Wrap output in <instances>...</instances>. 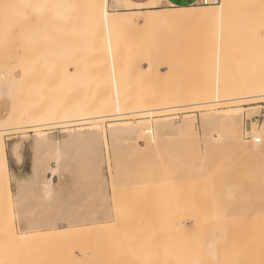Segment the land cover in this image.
<instances>
[{
	"label": "rangeland",
	"instance_id": "1",
	"mask_svg": "<svg viewBox=\"0 0 264 264\" xmlns=\"http://www.w3.org/2000/svg\"><path fill=\"white\" fill-rule=\"evenodd\" d=\"M114 1L116 3H123L126 0ZM207 1L210 2L211 0ZM18 2V0H12V2L8 0V7L12 6V9L10 8L12 11L9 12V17H11V19L15 18V20L17 21H15L14 19H10L9 21L7 19L8 17L6 16V22L8 20L9 23L7 22L6 26V23L4 21L3 27L6 26L5 29L11 28L12 26L16 27L15 24L20 21L17 27L21 25L19 26L21 33L19 32V30H17L19 29V27H16L17 29H13L15 30V33L17 31L20 36L24 37H21V39L19 37L17 39V36L19 35H15V33L11 32L10 34H12V38L16 37L14 38L17 39L15 40L16 42L14 41V39H11L10 34H7V36L10 37V40H12L11 42L13 43H11L9 40L10 45H7L9 43L6 42V44L4 43V45L6 46H4L2 42H0V117L2 114H7L8 111L13 112L14 110L15 112V108H17L16 106L18 105V107H20V105L23 106L20 107L21 109L23 108L22 110L20 108L16 109L18 110L17 112L19 116L16 114L17 112H13L14 114L12 113V115H10L11 112L8 113L12 117L16 114L18 116V119L20 116L22 117V115H25L27 116L25 118H28L30 110V114L32 113V116L36 113L35 116L38 115V118L40 116H42V118L40 117L41 119H43L44 117L51 118L53 115L51 113V108H55L56 106L61 104H66V107H77L80 104L82 106H90L91 103L94 104V102H90V100H92V98L94 97L88 100V97H91L89 94H92L90 92L93 91V88L95 92L98 90L97 92L105 91L107 94L111 93V91L113 90V88L111 87L112 76L116 73L117 76L118 74H120L121 76L122 73V75L130 76L128 77L129 89L127 90V92H131L132 86V92L130 95L133 96L135 93V88L133 89V87H136L139 84V81H143L139 80L138 78V74L140 73L137 70L134 71L133 65H135V61L133 62V60H135V58L138 59V61H136L137 68L138 66L143 68L148 67L149 63L151 62L154 68L158 67V70L167 69V63H169L170 61V65L173 67L188 66L187 68H189L190 65V69L200 70L201 65L203 67H206L209 62L210 64L212 63L211 61H222L226 63L229 60L231 63L239 60H252L254 61L255 65L249 66V70L242 71L243 78L249 79L253 82H260V80L264 79V63L261 64V62L264 61V26L248 27L242 24V21L254 17L255 13H245L242 15L229 14L220 22L215 21L210 23H194L187 26L184 25V27H187L188 29L182 36V38L177 40L160 37L158 39V37H156L158 40L157 42V40L154 41V39H156L155 37H150V40L148 38V40L143 42L145 39H143V36L142 38H139L141 36H139L138 34L137 37L136 34L132 33L133 35H131V32H125L123 33V37L125 39L114 45L115 56L113 59V57L109 55L106 48H104H109V46L106 45L100 44V46L99 44L96 45V43H89V46L85 43H69L67 42V40L66 42L62 40L64 42L63 43L61 41H57L56 38L49 39L51 37L48 38L49 34L47 35V28L43 29V25L41 26V24L43 22L47 23V21L49 20V23L47 24H49L51 27L55 25V27L60 26L56 24L55 19L51 20V17L47 18V16H51L49 13L50 10L45 7L49 11V14L46 15V18L48 19H46V22L44 18L42 20L39 19L40 22L36 21V23H34L35 21L33 19L25 20V17L24 20L21 21V18L17 17V15L20 16V13L23 11H18L20 8L18 6L19 4H17ZM199 2L198 4L191 6L193 7V10H197V8L203 7L212 8L217 4H220L221 0H217L216 4L207 5L199 4ZM154 4H134L135 9L131 10L125 9L126 7H130L125 4L119 5L118 7L112 6V4H110V0H107V10L110 12L118 13H125L129 11L144 12L146 10H156L142 9V7L153 6ZM13 6L17 8L15 9ZM4 11L5 10H3V12ZM3 12L1 13V16L4 15ZM7 12L8 11H5V13L9 15V13ZM12 12L14 13L12 14ZM23 13L30 14L27 10H25V12ZM45 13L44 11H42L40 14L45 15ZM27 18L30 19L29 16ZM3 19L4 17L2 18V20ZM13 20L15 23L14 25ZM32 21L34 22L33 24H31V27L28 26ZM51 21H53V23ZM25 24H27L28 26L27 29ZM34 24L38 25L34 26ZM49 25L46 26L44 24V27H48ZM37 26L41 27L44 31H39L37 29L39 27ZM50 26L48 29L51 28ZM1 27L0 30L2 29ZM29 27H33L34 29H29ZM58 27L57 32H59ZM63 27L64 26L62 25V28ZM12 30H7V33ZM26 30L30 31V33L26 32ZM34 31L35 33L41 32L40 34L42 35L43 33H45L47 37H43L47 40H45L41 36V41L39 38L40 34H34ZM24 32H26V34H24ZM188 32H191V34H188ZM0 33L3 32L0 31ZM4 35L2 37L6 38V35ZM32 35H36L34 38L35 40L38 38L37 40H39V43L37 42V40L33 41ZM129 35L131 36L128 37ZM154 36H156V34ZM131 37L134 38L131 39ZM4 38H2V40H4ZM135 38L139 39L136 41ZM6 39L8 40V38ZM54 39L57 43L54 42ZM129 39L131 40L128 41ZM162 39L164 40V42ZM50 40H53V42H51ZM142 43L145 46H143V50H141ZM129 44L133 48L130 47ZM153 44L154 46H152ZM155 44L157 47L155 46ZM124 46H126L125 54ZM129 48L131 49L129 50ZM150 48L155 53H151L152 58L148 55L150 54ZM97 49L100 50V52ZM132 49H135L134 51L136 52H132ZM128 51L130 53H128ZM137 51H140L139 53L141 55ZM105 53L108 55H105ZM133 53L135 56L133 55ZM136 54H139V57H137ZM129 55H132L133 57H130ZM125 57L127 58L124 59ZM164 57L166 60L164 59ZM147 58L148 60L145 61ZM191 58L195 60V64L199 62L198 66L200 67H197L196 64V68L195 64L192 61H189L191 60ZM171 59H173V61ZM124 60L128 61L126 64L130 62L128 66L125 64ZM230 63L228 62V65ZM124 64L125 66H123ZM91 65L93 66V68ZM96 66L97 69L104 67L103 70L105 71H102V69H96L97 71L101 70L100 74V71L97 72L95 70ZM129 67H132L133 69V71L131 69L130 74L128 73L129 71H127V69L130 70ZM135 75H137L136 83L133 82V80H135ZM101 80H103L104 82ZM132 83L136 86L132 85ZM103 85H105V87ZM90 89L91 91L89 92L88 90ZM26 91L29 92H27L26 94L27 97L25 95ZM57 91H59L60 93ZM10 92L13 94H11ZM58 93L60 96L58 95ZM61 93L63 94L61 95ZM83 93L89 96L84 97L85 95ZM18 95H20L18 97L19 100H17ZM77 95L79 96L77 97ZM68 96L70 98L72 97V99H70ZM73 97L76 98V100L73 99ZM79 97H81V99ZM133 98L134 97L130 99ZM137 98L141 100L143 99V97H136V100ZM87 100L90 104L87 102ZM12 105L15 106V108ZM24 106H27V109H25ZM221 106H212V111L221 112V110L224 111L225 109H230L236 112L237 118L235 123L239 128L240 138L242 140L241 143H232L226 136L224 128L222 126H219L211 121H203L201 115L207 113L209 109L206 108L205 110L204 107H198L194 109L184 108L183 110H181V108L170 112L168 111L169 113H166L167 111H165L164 113L163 111L159 113L155 112L154 115L152 114L150 116L151 119L146 115H142L143 117H140L139 115H132L133 117L130 116V118L127 119H117L114 121L110 118L108 120L104 118V121L102 120V122H104L103 124L100 121H74L54 125L46 124L45 126H41L37 129L33 128L32 130L23 129L24 131L21 130L17 134H3L2 147L0 148V249H3V244L9 246H16L19 243L23 244V236L29 235L31 242L29 243V247H27L28 249L30 248L31 250H35L34 248H31L35 247L39 250L50 249L53 251L60 250L62 252L75 249L78 250L76 256L77 258H79V260L80 258H83L82 256H80V253H83L82 251H84V254H87V257L85 258H88L92 255L90 257V260L89 258L87 259L88 262L93 261L92 257H94V259L96 260V264H98V259L100 262V258L98 257L102 253H105L104 251L101 253V250L109 249L111 245L112 249H114V246H116L114 244L115 241L116 243L118 241L116 248H119V244H121L124 240L128 242L127 238L129 237V240L135 243V246L136 244H138L137 242L140 243V245H137L138 247L142 246V249L141 247H137L138 249H136L138 255L135 258H138L139 260H135V258L132 257L135 261L138 260L137 263L160 264L161 262L159 260H161L163 256V261L161 260L162 263L164 262V264H179L178 261L176 263V260L174 262L175 258H173V256L176 257L177 260L181 258V263L184 262V259L185 262L189 261L191 257L194 260L197 255L198 258H200V256L202 258V255H204V253L200 255L203 251L201 249L203 247V249H205L202 241L210 238L209 244H211V242L216 243L217 240L214 239L218 235H215L216 232H218L216 230H220V227L222 226L220 231H223L222 233L224 235L220 237L219 234L217 236L219 239H217L220 241H224L222 245H225L226 242H229V244L227 245L228 247H226L225 245L221 246V248L219 249L220 258L216 255V259H220L221 263H219L220 260L215 259L217 262L219 261L218 264H229L230 262L233 263L232 261L235 260L233 259V255L235 254V256L237 257L239 254L238 252H240L239 257H237V260H235L233 264H242V261L244 262L243 258H245L244 255L249 254V252V255L252 256L256 251V254L258 253L257 255L259 256L260 248L258 247V244L259 246L261 245V241L259 242V240H261L260 238L263 235V231L260 229V216L264 214V211L262 212L264 205L257 206V204H264V121L262 123H258L257 121H254L252 117H254L255 115H259V111H262L261 114L263 115L264 98L254 99L251 101L242 100L236 102L230 107H226V105H224L225 107ZM6 108L7 110L4 111ZM19 113L22 115H20ZM108 113L110 114V112ZM108 113L105 114L109 115ZM13 119H11L12 121L8 120L7 124L5 123V127L8 128L13 124H17V122L18 124L21 123V126L26 125V123H22L24 122L22 118L20 119L21 121L23 120L22 122L16 119V123ZM149 119L151 122L149 121ZM145 120L149 121H147V126H149V124L151 125L149 126L151 127L152 131L150 137H155V143L152 145L148 144L149 134H146L148 136L147 138L145 137V135V138H141L140 136H138V133L131 130V127L128 125V123H131L133 124L132 126H135L138 124V122ZM158 120L161 122L158 123ZM113 124H117L118 126L114 128L112 127ZM249 124L251 128V134L255 131V133H261L262 140L260 144H253L250 140L245 139L246 128H248ZM39 134L41 136H39ZM56 149H58L61 154V157L58 161L54 157ZM4 158L7 168L2 167ZM49 168L56 169V174L51 176V174L48 172ZM49 178L51 179V184L47 185L46 181ZM231 191L234 193V195H232L233 193H231ZM229 198H232L231 200H233L234 202H232ZM245 201L247 203H245ZM226 202L229 205L231 203L234 209L231 205V207L227 206ZM238 203L240 204V206ZM242 203L246 206H244ZM235 204L237 207L234 206ZM254 205L255 207H253ZM241 206L244 208V212L241 209ZM258 207L259 218H257V215L256 218H254L253 216L257 214L256 212ZM237 208L242 210H240V213L242 214L238 212L236 213L235 209ZM249 208H253L254 210L251 209L252 212L250 211L246 213L245 211L249 210ZM149 209L151 212L149 211ZM138 210L144 212H142V214L140 212L139 214L136 212ZM255 210L256 212H254ZM232 211H234L236 215H243L245 213L246 216L237 215L235 216V218V214L232 215ZM132 212H136L137 215L139 214L138 217H146L147 220L145 219V221L147 222L145 223L144 219H142L141 217L139 218V220L142 219L141 222H139L135 217L131 219L134 215L132 214ZM160 215H162L166 220L167 218H172V220H163L164 218H161L162 216ZM211 216H214L215 218L213 219V217ZM210 217L212 221H216L215 219L217 217V219H220L219 221H222L223 224L225 223L224 226L221 222H215V224L210 219L207 222L208 218ZM223 217H228L227 219L233 218V220H236L227 221V219H225L226 222H223ZM243 217L247 220L245 223L243 222V220H245ZM155 219L157 220V222ZM239 219L241 220V223L239 222ZM254 219L255 223H253ZM263 219L264 217L262 218V220ZM133 220L138 221L141 225L147 224V226H145L146 228L144 227V225L142 227L139 223L138 226H140V228H138L136 221V225H133L134 229L132 225L131 228L130 225L127 228L126 224L128 225V222H132ZM159 220H162L161 222L163 223V225H160L161 222H159ZM164 222H169V224L173 228L176 226L175 230H173V228L170 226L173 233L171 232L170 228H167L169 224H167L168 226L165 227L167 229L162 230V227L158 228L159 226L164 227ZM250 222H252L254 225L256 224V230L254 232L257 231L258 233L256 232V235L259 236H256L254 233L255 239L252 233H248V231H253V229L251 228L254 226L253 225L251 227L250 225L252 224ZM242 223H244L245 225L247 223V226L251 227H249L250 230L246 231L248 227L246 226L247 228H243V225L241 226ZM218 224L220 225V227L218 226L219 228L217 227V229L214 230V227H216ZM124 225L125 227L123 228ZM180 225L182 227L190 229H194L193 226L198 228L197 231L196 229L195 231L192 229L193 232L189 231V233H183L188 234L191 239L192 237H196V239H193V241L200 238L194 243L195 247L192 246L193 244H191L190 241L192 240L190 238L186 237L185 239H180V235L182 232L180 231ZM212 225L214 227H212ZM225 225L227 226L225 227ZM135 226H137V228ZM228 227L233 228L232 232H229L231 234V236L229 235L230 238L227 237L229 230ZM238 227L243 228L244 232L246 231L245 233L249 237H247L243 231H240L241 228L238 231H234ZM154 228H156V230ZM203 228L206 230V232L204 230L202 231ZM138 229L141 231H139ZM146 229H148V231ZM208 229H211L212 231L214 230V232L216 231L214 234L215 236H212L213 240L215 241L211 240L212 232L208 231ZM137 230L138 232H140L139 235L141 233H147L146 238L148 237V241L149 239H151V242L152 238L154 240L156 239L155 237H158V240L161 242L160 244H163L162 249L161 247H158L159 245H156L158 243L157 239V242H153V249H157L159 252V254H156L158 256H153V259H156L158 257L154 262H152L153 260L149 262L145 260V262L147 263L143 261L144 259H147L146 255H148L147 257L150 258V256H152V253H154V250L148 249L150 242L147 244L148 246L146 249L147 240L143 234H141V237L144 238H141L138 235L136 236ZM127 231L129 234H127ZM203 232L206 235L207 233L211 232L210 237H208V234V238L206 239V236L204 237V235L202 236L200 234H204ZM241 232L243 234V238L240 237ZM123 233L125 236L128 235V237L126 238L124 235H122ZM195 234L198 236H196ZM175 235L177 237L173 238L175 237ZM232 235H235L238 238L236 239V237L234 238L232 237ZM117 236L118 238L121 236V240H118V238L115 239ZM123 236L125 237V239H123ZM170 237H172V239ZM256 237L259 238V240L257 241V247L256 245L252 246V243L256 244V242H254L257 239ZM140 238L143 240H140ZM228 238L229 241H226L225 239ZM137 239L138 241L136 242L135 240ZM173 239H176L175 242L177 241V244H174L175 247L172 244L173 242L171 241ZM186 239H190V241H188L187 243L183 242ZM239 239L242 240V242L243 240L248 242H246L247 244L242 247L240 242V244L237 243V240ZM200 240L202 243L200 242ZM179 241H182L184 244H181ZM208 241L209 239L207 240V243ZM220 241L216 243L218 244L217 249L221 243ZM126 242L124 241V243H122L120 247H124V244ZM132 242L130 243L132 247L128 243L125 244H128L130 246H125V248L128 247V250H125V248L123 247V249H117L118 251L122 249L123 255L120 251L119 252L121 254H118L116 248V251L114 250L115 252H117L120 259L123 258V260H126V264H128V262L132 260L130 259V254L134 250V248H136L135 246L133 248ZM189 242L190 246L188 245ZM205 243L206 242L204 241V244ZM92 244H97V246L99 245V247L96 246V249H98V251L99 249H101L99 251L100 255L97 252V256L96 251H92V249L95 248V245L92 246ZM152 244L150 245L152 246ZM186 244L188 245V250L192 254L190 256L188 255L182 257V254L178 253L179 251L176 250V247L179 250L178 247L184 245L182 246V249L184 247V250H187ZM200 244H202V248ZM216 244L214 245L216 246ZM249 244L252 247H249ZM246 245L250 250L254 247V250L252 249L251 251H249L245 248L244 250L247 251V253L245 251L241 252ZM197 247L201 248L200 253ZM212 247H214L213 243ZM224 247L226 249H224ZM90 248L92 249L90 250ZM164 248L166 249L168 255H170L169 257L173 258L172 263H170L171 261H169L171 259L167 258L168 255L166 257V251L164 250ZM227 248L229 249L227 250ZM238 248L240 249L239 251H237ZM16 249L20 248H11V250ZM112 249L105 251H110L112 253ZM139 249L141 250V252ZM173 249H175V251L170 252ZM197 249L198 252L196 253ZM207 249L203 252L207 251ZM217 249H214V251L217 252ZM256 249H258L259 252ZM89 250L92 253L94 252L96 256H94V254H91ZM142 251L146 252V254L144 252L142 254ZM114 253H112L111 255L114 257H118L116 256V254L114 255ZM171 253H174L173 256H171ZM212 253L213 251H211V249L209 248L207 251L208 256ZM229 253L230 255L231 253H234L232 254L233 258L232 256L229 257ZM241 253L246 254L243 255ZM124 254L127 255L124 256ZM257 255H255V257H257ZM102 256L103 255H101V262L99 264H102V261H104L105 259L104 256L107 255L104 254L103 258ZM108 256L107 257L110 261V258H112V256L110 257V254H108ZM126 256L128 258L130 257L129 261H127ZM177 256L179 259L177 258ZM205 256L206 255H204V257ZM204 257L202 260L203 262L198 258L197 259L199 262H193L196 264H202L204 263V260L208 258L207 256L205 258ZM196 258L195 260H197ZM226 258V261L223 260ZM250 258V260L249 257L248 259H245L246 264H258V262H260V259H258V262H255L256 259L253 258V263V261H251L252 257ZM118 259L116 262L119 264ZM134 260L129 263L131 264L133 262V264H136L134 263ZM212 260H210L209 258L207 261L209 262ZM215 260L213 263L217 264ZM222 260L224 262H222ZM105 261L103 262L105 264L113 263L112 260V262L107 261L108 263ZM83 262H86L84 264H87L86 259ZM206 262L204 264H206ZM92 264H94V262ZM122 264H125V261L124 263L122 262Z\"/></svg>",
	"mask_w": 264,
	"mask_h": 264
},
{
	"label": "bare ground",
	"instance_id": "2",
	"mask_svg": "<svg viewBox=\"0 0 264 264\" xmlns=\"http://www.w3.org/2000/svg\"><path fill=\"white\" fill-rule=\"evenodd\" d=\"M11 2H12V0H10ZM19 2L17 3V4H19L18 6L20 7H18L19 8V10L18 11H20V10H22L23 12H25V10H27V11H29V13L30 14H25V13H23V12H21L20 13V16H18L17 14V17H19V18H21V21H23L24 20V17H25V20L27 19V20H34V21H32V22H30V24L28 25V26H30L31 27V24H33V22L34 23H36V21H39V19L40 20H42V19H44L45 18V22L48 20L47 18L48 17H51L50 19L51 20H53V19H55V22H56V24H58V25H60L59 27H58V31L59 32H57V27H55L56 25H55V23H54V25L55 26H53V24H52V26L53 27H51L49 24H47V23H49V20L47 21V23H42L41 24V26L43 25V29H46L47 28V30L48 31H50V32H48L47 30V35L49 34V36H48V38L49 37H51V38H49V39H52V38H56L57 39V41H61V42H63L62 40H64V42H66V40H67V42H69V43H71V42H74V43H82V44H86V45H89V43L91 44V43H96V45L97 44H102V45H106V46H109V48H107V47H104V48H106V50L108 51V53H109V55L111 56V57H113V59H114V56H115V48H114V45L116 44V43H118V42H121V41H123L125 38L123 37V33H125V32H131V35H133V34H136V36H137V34L139 35V36H141V37H139V38H142V36H143V39H144V41L143 42H145L146 40H148V38H149V40H150V37H152V38H156V37H158V39H159V37L160 38H167V39H175V40H177V39H180V38H182V36L185 34V32L187 31V27H184V25L185 26H187V25H189V24H194V23H210V22H215V21H217V22H220L222 19H224L227 15H229V14H237V15H242V14H245V13H252V14H254L255 13V15H254V17H251V18H248V19H246V20H244V21H242V24L243 25H245V26H248V27H254V26H256V27H263L264 26V0H221V3L220 4H217L216 6H214V7H212V8H197V10H193V7H191V8H171V9H159V10H146V11H144V12H137V11H129V12H125V13H118V12H110V11H108L107 9V0H48V2H47V0H18ZM7 2H8V0H0V27H1V25H2V29L0 30V31H2L3 33H0V40H2V38H4V37H2L4 34L6 35H4L6 38H8V40L6 39V38H4V40H2V41H0V42H2V44L4 45V43L6 44V42L7 43H9V40H10V37H11V39L13 40L14 38H16V37H14V38H12V34H10L11 32H13V33H15V28L17 27V25L20 23V21L17 23V24H15L14 23V20H15V18H12V19H14L13 20V25L15 24L16 25V27L15 26H12L11 28H8V29H5V27L7 26V22H8V20L10 21V19H11V17H9L10 16V11H12L11 9H12V6L11 7H8V5H7ZM44 3H47V4H44ZM6 5H7V7H6ZM13 5V4H12ZM48 5V6H47ZM10 6V5H9ZM16 6V5H15ZM6 7V8H5ZM14 7V6H13ZM45 7H47L49 10H50V12L45 8ZM5 8V9H4ZM10 10H9V9ZM15 8V7H14ZM17 8V7H16ZM15 8V9H16ZM7 9V10H6ZM3 10H5V11H8L7 13H9V15L8 14H6L5 13V11L3 12ZM47 10V11H46ZM42 11H44V13H45V15L44 14H40ZM3 12V16H1V13ZM50 13V15L51 16H47V18H46V15H48L49 13ZM14 12H12V14H13ZM22 13H23V15H22ZM140 13V14H139ZM19 14V13H18ZM26 16H25V15ZM21 15H22V17H21ZM32 15V16H31ZM44 15V16H43ZM6 16L8 17L7 19V22H6ZM12 16V15H11ZM30 17V19H28L27 17ZM4 17V19L2 20V18ZM23 18V19H22ZM11 19V20H12ZM18 19V18H17ZM36 19H38V20H36ZM47 19V20H46ZM3 21V22H2ZM4 21H5V23H6V26H4L3 27V25H4ZM15 21H17V20H15ZM44 21V20H43ZM12 22V21H11ZM25 22V21H24ZM28 22V21H27ZM40 22V21H39ZM52 23H53V21H51ZM51 22H50V24H51ZM2 23V24H1ZM9 23V22H8ZM23 23V22H22ZM26 23V22H25ZM29 23V22H28ZM10 24H12V23H10ZM10 24H9V26H10ZM24 24V23H23ZM39 24V23H38ZM38 24H34V26L35 25H38ZM44 24L47 26V25H49L51 28L50 29H48L49 28V26L48 27H44ZM26 25V29H27V24H25ZM24 25V26H25ZM62 25L64 26L63 28H62ZM19 26H21V25H19ZM18 26V27H19ZM23 26V27H24ZM33 26V25H32ZM17 27V28H18ZM29 27V29H32V28H30ZM37 27H39V26H37ZM3 28H4V30H3ZM14 28V29H13ZM16 28V29H17ZM41 27H39V28H37L39 31L41 30V31H44L42 28L40 29ZM12 30V31H10L9 33H7L8 31L7 30ZM34 29V28H33ZM32 29V30H33ZM17 30H19V32H20V27H19V29H17ZM23 30V29H22ZM37 30V31H38ZM6 33H5V32ZM35 31H36V29H35ZM35 31H34V34H37V33H39V32H37V33H35ZM61 31H63V32H61ZM26 32H29L30 33V31H27L26 30ZM26 32H24V34H26ZM53 32H55V33H53ZM21 33V32H20ZM31 33H33V32H31ZM41 33V32H40ZM39 33V34H40ZM56 33H58V34H56ZM133 33V34H132ZM7 34L9 35L10 34V37L9 36H7ZM19 35V36H17V39L20 37V39H21V37H24V36H20V34L19 33H17V31H16V33H15V35ZM33 34V35H34ZM156 34V36H154ZM188 34H191V32H188ZM28 35V34H27ZM32 35V36H33ZM56 35V36H55ZM128 35V34H127ZM131 35H129L128 37H130ZM157 35H159V36H157ZM161 35V36H160ZM36 36V35H35ZM35 36H33V41L35 40ZM41 36L43 37V36H46L45 35V33H43V35L42 34H40V40L42 39L41 38ZM135 36V37H136ZM47 37V36H46ZM127 37V38H128ZM138 37V36H137ZM28 38H30V37H28ZM28 38H27V40H28ZM44 38V37H43ZM132 38H134V37H131V39ZM138 38V39H139ZM147 38V39H146ZM17 39H14V41L15 40H17ZM19 39V40H20ZM26 39V38H25ZM24 39V40H25ZM38 39V38H37ZM36 39V40H37ZM45 39V38H44ZM131 39H129L128 41H130ZM136 39V41L138 40L137 38H135ZM134 39V40H135ZM142 39V40H143ZM12 40H10V42L12 41ZM18 40V41H19ZM35 40V41H36ZM45 40H47V39H45ZM153 40V39H152ZM151 40V41H152ZM155 40H157V38L156 39H154V41ZM163 40V39H162ZM161 40V41H162ZM174 40V41H175ZM17 41V42H18ZM23 41V40H22ZM32 41V40H31ZM39 40H37V42H38ZM42 41V40H41ZM49 41V40H48ZM51 41V40H50ZM127 41V42H128ZM133 41V40H132ZM135 41V42H136ZM16 42V41H15ZM51 42H53V40L51 41ZM54 42H55V39H54ZM63 42V43H64ZM150 42V41H149ZM157 42H158V40H157ZM156 42V43H157ZM163 42H164V40H163ZM11 43H13V42H11ZM24 43V42H23ZM26 43V42H25ZM39 43V42H38ZM55 43H57V42H55ZM59 43V42H58ZM131 43V42H130ZM136 43H138V42H136ZM166 43H167V41H166ZM34 44V43H33ZM36 44V43H35ZM124 44V43H123ZM139 44V43H138ZM169 44V43H168ZM7 45H10V43L9 44H7ZM11 45H14V44H11ZM23 45H25V44H23ZM29 45H30V42H29ZM32 45V44H31ZM37 45V44H36ZM56 45V44H55ZM62 45V44H61ZM81 45V44H80ZM130 45V44H129ZM142 46V49L141 50H143L144 48H143V43L141 44ZM160 45V44H159ZM162 45V44H161ZM2 46V45H1ZM4 46H6V45H4ZM18 46H19V43H18ZM20 46H22V45H20ZM28 46V45H27ZM73 46H74V44H73ZM72 46V47H73ZM90 46V45H89ZM101 46V45H100ZM132 46H133V42H132ZM131 45H130V47H132ZM140 46V45H139ZM152 46H154V44L152 45ZM155 46H156V44H155ZM88 47V46H87ZM125 47V52H124V54L126 53V46H124ZM145 47V46H144ZM157 47V46H156ZM168 47V46H167ZM4 48V47H3ZM133 48V47H132ZM162 48V47H161ZM100 49V48H99ZM131 48H129V50H130ZM137 49V48H136ZM140 49V48H139ZM98 50V49H97ZM103 50V49H102ZM101 50V51H102ZM133 50V49H132ZM135 50V49H134ZM132 51V52H136V51ZM156 50V49H155ZM1 51V50H0ZM99 52H100V50H98ZM105 52V51H104ZM138 52V51H137ZM140 52V51H139ZM138 52V53H139ZM144 52V51H143ZM148 52V51H147ZM159 52V51H158ZM107 53V52H106ZM105 53V55H108V54H106ZM128 53H130L129 51H128ZM127 53V54H128ZM134 53H133V55H134ZM141 53H142V51H141ZM150 54H148L150 57H151V53H153V54H155L152 50H151V48H150V52H149ZM167 53H168V51H167ZM140 54V53H139ZM139 54H136L137 55V57H139ZM170 54V53H169ZM168 54V55H169ZM141 55V54H140ZM159 55V54H158ZM165 55V54H164ZM167 55V56H168ZM172 55V54H171ZM130 56V55H129ZM128 56V57H129ZM132 56V55H131ZM130 56V57H131ZM135 56V55H134ZM163 56V55H162ZM133 57V56H132ZM150 57H149V59H150ZM158 57V56H157ZM166 57V56H165ZM165 57H164V59H165ZM171 57V56H170ZM127 57H125L124 59H126ZM145 58V57H144ZM144 58H143V60H144ZM152 58V57H151ZM172 58V57H171ZM129 59V58H128ZM127 59V60H128ZM154 59H155V57H154ZM153 59V60H154ZM167 59H169V58H167ZM188 59H189V57H188ZM131 60H133V59H131ZM148 60V58L145 60V61H147ZM160 60H161V58H160ZM166 60V59H165ZM164 60V61H165ZM172 61H173V59H171ZM243 60V59H242ZM125 61V60H124ZM123 61V62H124ZM130 61V60H129ZM135 61V62H134ZM136 61H138V59L137 58H135V60H133V62L135 63V65H133L134 66V71L135 70H137L140 74H138V78H139V80H143V81H139L138 83V85L136 86L135 84H133L132 83V85H134V86H136V87H133V89L135 88V93H134V95L133 96H131L130 94H131V92H132V86H131V92L129 93V92H127V90L129 89V85H128V77H130L129 75H122L121 74V76H120V74H118V76H117V73L115 74V75H113L112 76V84H111V87L113 88V90L111 91V93H106L105 91H102V92H97L98 90L97 89H95V90H97L96 92L94 91V88H93V91L92 92H90L91 91V89L90 90H88L90 93H92V94H89L91 97H88L89 95H85V93H83L85 96L84 97H88V100L89 99H91L92 97H94V98H92V100H90V102L92 101V102H94V104L93 103H89L88 102V100H87V102L90 104V106H82L81 104V106L79 105V106H77V107H69V106H65V105H62L61 103V105L62 106H64V107H62L61 105H58V106H56L58 103H59V101H58V103L56 104V105H54V106H56L55 108H51V113L53 114L52 115V117L50 118V117H44L43 119H41L42 118V116H40L39 118H38V115L37 116H35V114L32 116L31 114H30V112H31V110H30V112H29V115H28V118H25V117H27V116H25V115H22V114H20V115H22V117L20 116L19 117V119H18V110H16L17 108H20V107H23V106H21L20 105V107H18V106H16L17 108H15V106H13L14 108H15V112H17L16 114L18 115H16L15 114V116H10V115H12V113L14 112V110H13V112L12 111H8L7 112V114H2L1 115V117H0V148L2 147V137H3V134H5V133H9V134H17L19 131H21V130H23V129H37V128H39V127H41V126H45L46 124H49V125H54V124H62V123H69V122H74V121H100V122H102V120L105 118V119H113V121L114 120H117V119H127V118H130V116L131 117H133V116H135V115H139L140 117L142 116V115H146V116H151L152 114L154 115V113L155 112H162L163 111V113L165 112V111H167L166 113H169L170 111H174V110H176V109H181V110H183L184 108L185 109H194V108H198V107H200V108H202V107H204V109L206 110V108H209L208 109V111H207V113H204V114H202L201 115V118H202V120L203 121H211V122H214V123H216L217 125H219V126H222L223 128H224V132H225V134H226V136L230 139V141L232 142V143H235V144H239V143H241L242 142V140H241V138H240V133H239V128H238V126L236 125V123H235V121H236V118H237V116H236V112L234 111V110H230V109H225L224 111H222L221 110V112L220 111H212V106H216L217 105V107H220L221 105L222 106H224V105H226V107H230L231 105H234L236 102H239V101H242V100H246V101H251V100H254V99H262V98H264V79L263 80H260V82H253V81H251V80H249V79H245V78H243V70H249V66H252V65H255V63H254V61H252V60H244V61H235V62H231L230 63V61L228 60L226 63H227V65H226V63H224V62H222V61H211L212 63L210 64V62L208 63V65H207V63H206V67H203L202 65H201V67H203V68H201L200 66H198V64H199V62H197L196 64H197V67H200V70H192V69H190V65L189 64H187V65H189V68H187L188 66H185V67H177V66H171L170 65V62L169 63H167V69H157V68H154V66H152V64H151V62L149 63V66L148 67H139L138 66V68L136 67L137 65H136ZM145 61H143V62H145ZM156 61H158V60H156ZM175 61V60H174ZM190 62L192 61L193 63H194V61L195 60H193L192 58H191V60H189ZM128 61H125V64L127 63ZM133 62H131V63H133ZM140 62V61H139ZM142 62V61H141ZM149 62V61H148ZM177 62H178V59H177ZM228 62L230 63L229 65H228ZM107 63V62H106ZM130 63V62H129ZM129 63L128 64H126L127 66L129 65ZM138 63V62H137ZM156 63V62H155ZM160 63V62H159ZM164 63V62H163ZM193 63H191V64H193ZM264 63V61H262L261 62V64H263ZM123 64V63H122ZM125 64L123 65V66H125ZM178 64V63H177ZM186 64V63H185ZM195 64V63H194ZM196 64H195V67H196ZM201 64V63H200ZM225 64V65H224ZM131 65V64H130ZM140 65V64H139ZM158 65V64H157ZM156 65V66H157ZM162 65V64H161ZM165 65V64H164ZM205 65V64H204ZM92 66V65H91ZM98 66V65H97ZM97 66H96V68H95V70L97 69ZM101 66V65H100ZM99 66V67H100ZM107 66V65H106ZM122 66V67H123ZM127 66H126V68H127ZM196 67V68H197ZM92 68H93V66H92ZM104 68V67H103ZM103 68H98V69H102V71H105V70H103ZM125 68V69H126ZM130 68V67H129ZM135 68H137V69H135ZM97 69V70H98ZM120 69H122V68H120ZM124 69V68H123ZM131 69H132V67L130 68V70H128L127 69V71H129L128 73L130 74L131 73ZM94 70V69H93ZM96 70V71H97ZM106 70H107V68H106ZM115 70V69H114ZM1 71V70H0ZM95 71V72H96ZM100 71V74H101V70H99ZM99 71H97V72H99ZM125 71V70H124ZM123 71V72H124ZM132 71H133V69H132ZM126 72V71H125ZM10 73V72H9ZM106 73V72H105ZM3 74V73H2ZM127 74V73H126ZM104 75V74H103ZM97 78V77H96ZM132 78V77H131ZM136 78H137V75H135V77H134V79L135 80H133V82L134 83H136ZM92 79V78H91ZM99 79V78H98ZM107 79V78H106ZM93 80H94V78H93ZM131 80V79H130ZM101 81H103V80H101ZM100 81V82H101ZM104 82V81H103ZM130 82V81H129ZM102 84H104V83H102ZM105 84H106V82H105ZM104 87H105V85H103ZM107 87V86H106ZM71 90V89H70ZM79 91V90H78ZM81 91V90H80ZM83 91H84V89H83ZM27 92L28 91H26V93H25V95L27 94ZM57 92H59V91H57ZM68 92V91H67ZM73 92H75V91H73ZM77 92V91H76ZM82 92V91H81ZM89 92H87V93H89ZM11 93V92H10ZM29 93V92H28ZM32 93V92H31ZM30 93V94H31ZM56 93V92H55ZM60 93V92H59ZM59 93H58V95H59ZM64 93V92H63ZM63 93H61V95L63 94ZM86 93V94H87ZM11 94H13V93H11ZM18 94V93H17ZM21 94V93H20ZM35 94V93H34ZM67 94V93H66ZM22 95V94H21ZM38 95V94H37ZM69 95H70V92H69ZM72 95H74V94H72ZM71 95V96H72ZM80 95V94H79ZM79 95H77V97L79 96ZM93 95V96H92ZM20 95H18L17 96V100H19L18 99V97H19ZM60 96V95H59ZM58 96V97H59ZM82 96V95H81ZM26 97H27V95H26ZM64 97V96H63ZM69 97V96H68ZM83 97V96H82ZM132 97H134L133 99H130V98H132ZM136 97H143V99L141 100V99H138L137 98V100H136ZM30 98V97H29ZM70 98V97H69ZM80 99H81V97H79ZM20 99H21V97H20ZM25 99H27V98H25ZM63 99V98H62ZM70 99H72V97L70 98ZM73 99H75L76 100V98H74L73 97ZM60 100V99H59ZM66 100V99H65ZM94 100V101H93ZM61 101V100H60ZM86 101V100H85ZM28 102H30V101H28ZM62 102V101H61ZM65 102V101H64ZM73 102V101H72ZM24 103H25V101H24ZM23 103V104H24ZM19 104H21V103H19ZM224 104V105H223ZM27 105V104H26ZM219 105V106H218ZM11 106V105H10ZM28 106V105H27ZM26 106V107H27ZM30 106V105H29ZM221 106V107H222ZM25 106H24V108L25 109H27ZM40 107V106H39ZM38 107V108H39ZM193 107V108H192ZM225 107V106H224ZM12 108V107H11ZM30 108V107H29ZM10 109V108H9ZM8 109V110H9ZM21 109V108H20ZM23 109V108H22ZM21 109V110H22ZM36 109V108H35ZM106 109V110H105ZM214 109V108H213ZM218 109V108H217ZM7 110V108L4 110V111H6ZM169 111V112H168ZM11 112V113H10ZM14 112V113H15ZM19 112H21V111H19ZM28 112V111H27ZM41 112V111H40ZM108 112H110V114L108 113ZM8 113H10V115L8 114ZM13 113V114H14ZM46 113H47V111H46ZM50 113V112H49ZM104 113V114H103ZM105 113H108L109 115H107V114H105ZM27 114V113H26ZM172 114V113H171ZM48 115V114H47ZM133 115V116H132ZM156 115V114H155ZM44 116H46V115H44ZM143 117V116H142ZM14 118V119H13ZM23 119L24 120V122H22L20 119ZM25 118V119H24ZM37 118V119H36ZM11 119H13L14 121H15V123L17 122L16 121V119H18L20 122H22V123H26V125H23V126H21L20 124H18V122H17V124H13V125H11L10 127H5V123L7 124V122H8V120L9 121H12ZM27 119V120H26ZM41 119V120H40ZM150 119H151V117H150ZM150 119H149V121H150ZM25 121H27V122H25ZM50 121V122H49ZM104 121V120H103ZM148 120H145V121H140V122H138V124L137 125H135V126H132L133 124H129L128 123V125L131 127V130H133V131H135V132H137L138 133V136H140L141 138H143L144 137V135H145V137L147 138L148 136H149V141H148V144H154L155 143V137L154 136H152V137H150V134H152V131H151V127H149V126H151L150 124H149V126H147V123L149 122H147ZM157 121V120H156ZM151 122V121H150ZM159 122H161V121H159L158 120V123ZM93 123V122H92ZM96 123V122H95ZM104 122H102V124H103ZM147 127H146V126ZM118 125L117 124H113L112 125V127H114V128H116ZM122 126H124V125H122ZM161 126V125H160ZM104 127V126H103ZM24 131V130H23ZM35 131V130H34ZM256 132V131H255ZM252 133L253 134V137H258L259 139H260V142H261V133L259 134V133ZM263 132H264V125H263ZM262 132V133H263ZM146 134H149L148 136L146 135ZM263 135V134H262ZM39 136H41L40 134H39ZM144 137V138H145ZM260 142L258 143V144H260ZM253 143V142H252ZM253 144H255V143H253ZM54 157H55V159L58 161L59 159H60V157H61V154H60V152H59V150L58 149H56V153H55V155H54ZM4 161H3V166L2 167H4V168H7V165H6V163H5V158L3 159ZM3 170V169H2ZM48 172L51 174V176H53L54 174H56V169H53V168H49L48 169ZM46 183H47V185H50L51 184V179L49 178V179H47V181H46ZM231 193H233L232 191H231ZM232 195H234V193L232 194ZM231 197H233V196H231ZM230 200L232 199V198H229ZM235 200V199H234ZM232 202H234L233 200H231ZM236 203V202H235ZM245 203H247L246 201H245ZM226 204H227V202H226ZM239 204V203H238ZM243 204V203H242ZM251 204V203H250ZM230 205L232 206V204L230 203ZM229 204H227V206H229V207H231ZM244 206H246L245 204H243ZM242 205V206H243ZM249 205V204H248ZM258 205H264V204H262V203H259V204H257V206ZM136 206V205H135ZM234 206H236V204L234 205ZM239 206H240V204H239ZM241 206V207H242ZM243 206V207H244ZM134 207V206H133ZM237 207V206H236ZM235 207V208H236ZM240 207V208H241ZM241 208L242 210L244 209V208ZM251 207V206H250ZM253 207H255V205L253 206ZM264 207V206H263ZM139 208H141V207H139ZM232 208L234 209V207L232 206ZM238 209V208H237ZM235 209V211H236V213L238 212V213H240L242 210L241 209ZM251 209L252 210H254L253 208H249V210H247V211H245L246 213H248V212H250L251 211ZM261 209H262V207H261ZM264 209V208H263ZM262 209V212L264 211ZM137 210V209H136ZM141 210V209H140ZM140 210H138V211H136L137 213H139L140 214V212H141V214H142V212H144V211H140ZM143 210V209H142ZM241 210V211H240ZM149 211H150V209H149ZM259 207H258V209H257V212H256V210L254 211V212H256L257 214H255V216H253L254 218H256V215H257V218H259ZM134 212V211H133ZM132 212V214H134L133 216H132V218L131 219H133L134 217L136 218V219H138V221L139 222H141V220L142 219H144V222L146 223L147 221H145V219H146V217L145 218H142V216H140L142 219H140L139 220V218L140 217H138V215H137V213L135 212V213H133ZM151 212V211H150ZM243 212H244V210H243ZM252 212V211H251ZM232 215H234L235 214V212L234 211H232ZM260 213H261V211H260ZM164 214V213H163ZM162 214V215H163ZM240 214H242V213H240ZM240 214H237L238 216L240 215ZM250 214V213H249ZM136 215V216H135ZM144 215V214H143ZM153 215V214H152ZM162 215H160V216H162ZM236 214L234 215V217L235 216H237ZM243 215H245L246 216V214L244 213ZM243 215H240V216H243ZM261 215H262V213H261ZM264 215V214H263ZM262 215V216H263ZM145 216V215H144ZM262 216H260L261 218H260V220H261V227H260V229L263 231V235H262V237L260 238L261 240H259V238H257L256 239V241H254V242H256V244L255 243H252V246L253 245H256V247H257V241L259 240V242L261 241V245L259 246V244H258V247L260 248H258L259 250H260V255L258 256L257 254H256V251L254 252V254L252 255V256H250L249 254H250V252L249 251H251L253 248H251V250L248 248V246L249 247H252V246H250V244L247 246H245L244 248H243V250L241 251V252H243V251H245L244 249L246 248V250L248 249L249 251V254H246L247 253V251H245L246 253H241V254H246V255H244V257L245 258H243V256H242V258H243V260H244V262L242 261V264L243 263H245L246 264V260L245 259H248V257H249V260L251 259L250 257H252V260L251 261H253V258H255L254 260H255V262L257 261L258 262V259H260V262H258V264L260 263V264H264V219L262 220V218L264 217H262ZM138 217V218H137ZM211 217H213V219L215 218L214 216H211ZM211 217L210 218H208V220H207V222L209 221V219L211 220ZM252 217V216H251ZM161 218H164L163 216L161 217ZM160 218V219H161ZM228 217H223L222 219H224V221L223 222H226V220L225 219H227ZM236 218V217H235ZM240 218V217H239ZM244 218V217H243ZM130 219V220H131ZM172 220V218H167V220L168 221H171ZM177 219V218H176ZM238 219V218H237ZM245 219V218H244ZM130 220H128V221H130ZM147 220V219H146ZM156 220V219H155ZM163 220H166L165 218L163 219ZM166 220V221H167ZM216 221H212L213 223H215V222H221L222 223V221H219L220 219H217V217H216V219H215ZM229 220H233V218L232 219H227V221H229ZM234 220H236V219H234ZM233 220V221H234ZM135 221L136 220H133L132 222H128L129 224L127 225L126 223H124V224H126V227L128 228L129 227V225H130V228L135 224ZM138 221H136V223H137V226L140 224ZM162 221V220H161ZM160 220H159V222H161ZM247 220L245 219V220H243V222L245 223ZM259 221V220H258ZM154 222V221H153ZM152 222V223H153ZM156 222H157V220H156ZM158 222V223H159ZM239 222L241 223V220L239 219ZM260 222V221H259ZM139 223V224H138ZM185 223V222H184ZM240 223H238V224H240ZM244 223H242L241 224V226L243 225V228L244 227H246L248 224L246 223V225L244 224ZM252 225H250L251 227L254 225L253 223H255V219H254V221H253V223L252 222H250ZM167 224H169V222H164V227L163 226H159V224H158V228H161L162 227V230H164V229H167V228H170V224H169V226L167 225ZM181 224V223H180ZM209 224H210V222H209ZM216 224V223H215ZM214 224V225H215ZM223 224V223H222ZM225 224V223H224ZM224 224H223V226H224ZM132 225V226H131ZM136 225V224H135ZM141 225V224H140ZM144 225V227L145 226H147V224H143ZM143 225H141L142 227H143ZM154 225H155V223H154ZM160 225H163V223L161 222V224ZM228 225H229V222H228ZM232 225V224H231ZM245 225V226H244ZM137 226H135L136 228H137ZM166 226H168L167 228H165ZM181 226V225H180ZM183 226H184V224H183ZM186 226V225H185ZM204 226H205V224H204ZM220 227V225L218 224L216 227H214L213 225H212V227H214V230H216L217 229V227ZM227 225H225V227H226ZM249 226V227H250ZM255 226H256V224L251 228V229H253V231L251 232V231H248V230H250V228L248 227H246L247 228V230L246 231H248V233L250 232V234L252 233V235L254 236V239H255V235L258 233L257 231V233L256 232H254L256 229H255ZM125 227V225L123 226V228ZM155 227V226H154ZM172 227V226H171ZM176 227V226H175ZM175 227L173 228V230H175ZM194 227V229L193 228H186V227H180V231H182L181 232V238L180 239H182V238H190V236L188 235V234H183V233H189V231H191V232H193L192 231V229L195 231V229H196V231H197V229L198 228H196L195 226H193ZM218 227V228H219ZM224 227V228H225ZM122 228V227H121ZM123 228H122V230H123ZM138 228H140V226H138ZM146 228V227H145ZM157 228V227H156ZM156 228H154L155 230H156ZM221 228H222V226L220 227V230H221ZM229 228V230H228V236L227 237H229L230 238V236H231V234L229 233V232H232V229L233 228H231V227H228ZM241 228V227H240ZM240 228L238 227L236 230H234V231H238V230H240ZM243 228H241V230L240 231H243L244 232V229ZM133 229H134V226H133ZM171 229V228H170ZM206 229H207V227H206ZM212 229V228H211ZM211 229H208V231H211L212 232V234H211V232L210 233H207V235L209 234V236L208 237H210V234H211V240L212 241H215V240H217V242H219L220 240H218L219 238L217 237L219 234V236L221 237V236H223L224 234L222 233L223 231H220L219 229H217L216 231H218V232H216V234H215V232H214V230L212 231ZM231 229V230H230ZM235 229V228H234ZM243 229V230H242ZM139 230V229H138ZM138 230L136 231V236L138 235L139 237H141L142 235L141 234H143L144 236H145V238H146V235H147V233H141L140 235H139V233L140 232H138ZM147 231H148V229H146ZM159 230H161V229H159ZM205 231L206 232V230L203 228L202 229V231ZM121 231V230H120ZM124 231V230H123ZM132 231V230H131ZM139 231H141V230H139ZM142 231H143V228H142ZM207 231V232H208ZM239 231V232H240ZM245 231V232H246ZM129 232H130V230H129ZM144 232H145V230H144ZM167 232H168V230H167ZM170 232V231H169ZM171 232H172V229H171ZM244 232V234L247 236V237H249L246 233ZM261 232V231H260ZM124 233H125V231H124ZM124 233L122 234V235H124ZM138 233V234H137ZM162 233V232H161ZM164 233V232H163ZM173 233V232H172ZM197 233V232H196ZM204 233V232H203ZM254 233H255V235H254ZM126 234V233H125ZM127 234H129L128 233V231H127ZM134 234H135V231H134ZM133 234V235H134ZM149 234V233H148ZM165 234V233H164ZM202 236L204 235V237L207 239L208 237H207V235L204 233V234H202V233H200ZM217 235L214 239L215 240H213V237L212 236H215V235ZM249 234V235H250ZM169 235V234H168ZM184 235V236H183ZM196 235V234H195ZM230 235V236H229ZM236 235V234H235ZM233 236L232 235V237H236V239L238 238L237 236ZM125 236V235H124ZM123 236V237H124ZM131 236V235H130ZM157 236V235H156ZM180 236H178V237H180ZM196 236H198V235H196ZM256 236H259V235H256ZM126 238L128 237V235H126L125 236ZM125 237L123 238V239H125ZM132 237V236H131ZM152 237H154V236H152ZM177 236L175 235V237H173V238H176ZM240 237H242L243 238V234H242V232H241V235H240ZM118 238V236L115 238V239H117ZM121 238V236L118 238V240H121L120 239ZM136 238H138V237H136ZM141 238H144V237H141ZM140 238V240H143V239H141ZM151 238V237H150ZM156 239H157V241H158V243L156 244L159 248L161 247L162 248V245L163 244H160L161 242L158 240V237H155ZM168 238V237H167ZM171 239H172V237H170ZM218 238V239H217ZM229 238L228 239H225L226 241H229ZM241 238V239H242ZM251 238V237H250ZM249 238V239H250ZM23 244L21 243H19L18 245H16V246H14V245H11V246H9V245H6V244H3V249H0V264H84V263H86V262H83V261H85V259H86V261H87V264H90L91 262L93 263L94 262V264H96V260L94 259V257H92V260L93 261H89L88 262V258H89V260L91 259L90 257L92 256H89L88 258H85V257H87V254L85 253L84 254V251H82L83 253H80V256H82L83 258H85V259H83V258H80V260H79V258H77V256H76V254H77V252H78V250H75V249H71V250H68V251H60V250H50V249H48V250H43V249H38V248H35V247H31V248H34L35 250H31L30 248L28 249L27 247H29V243L31 242V239H30V236L29 235H24L23 236ZM114 239V240H115ZM130 238L128 237L127 238V240H128V242L130 241L129 240ZM134 239H135V236H134ZM148 239V237L146 238V240ZM156 239H154L153 240V238H152V241L150 242V240L151 239H149V241L147 240V243H146V249H147V244L149 243V248L148 249H153L154 247H153V245H154V243L153 242H157L156 241ZM191 239V238H190ZM190 239H186L185 241H183V242H188V241H190ZM193 239H196V237H192V241H190L191 242V244H193L192 246H194L195 244V242L196 241H198L200 238H198L197 240H195V241H193ZM204 239V238H203ZM209 239V241H208V243H207V240ZM207 240H203L202 242H203V246H205V249H203L202 248V244H200V246H201V248H199V247H197L198 249H199V253L201 252V250H206L207 248L209 249H211V251H213V253L212 254H210L209 256H208V254H207V251H208V249H207V251H205V252H201V254L200 255H202L203 253H204V255H206L208 258H206L205 260H204V263L210 258V260H212V259H216L217 257H219V249L221 248V246H225L226 245V247H228L227 245L229 244V242L226 244L225 243V245H222V243H224V241H220L221 243H220V245L218 246V249H217V245L218 244H216L215 242H211V244H209V242H210V238H208ZM165 240H166V238H165ZM164 240V241H165ZM176 240V239H175ZM175 240L173 239V240H171L173 243V245L176 243L177 244V241L175 242ZM222 240V239H221ZM123 241V240H122ZM121 241V242H122ZM125 242H126V240H124ZM124 241L122 242V243H124ZM136 242L138 241V239L137 240H135ZM180 242L181 244H184L183 242ZM204 241L206 242L205 244H204ZM250 241V240H249ZM252 241V242H253ZM120 242V241H119ZM128 242H126V243H128ZM132 241H130L128 244L132 247V245L130 244ZM166 242V241H165ZM190 242L188 243V245L190 244ZM200 242H201V240H200ZM201 242V243H202ZM241 243V245H242V247L245 245V244H247L246 242H248V241H244L243 240V242H242V240H237V243L238 244H240ZM117 243H118V241H117ZM117 243H116V241L114 242V244L117 246ZM121 243V244H122ZM125 243V244H126ZM133 243V242H132ZM138 244H136V246H135V243H133V248H134V246L136 247V248H134V250L131 252V258L130 259H132V260H130L127 256V261H129V262H131V261H133L134 260V258L135 257H137V250L136 249H138V248H140L141 247V249H142V246H140V247H138L137 245H140V243L139 242H137ZM153 243V244H152ZM212 243H213V246L214 247H212ZM243 243V244H242ZM113 244V245H114ZM121 244H119V248H122V247H120L121 246ZM124 244V247L123 248H125V246H129L128 244L127 245H125ZM150 244H152V246L150 245ZM175 244V245H176ZM197 244H199V243H197ZM214 244H216V246L214 245ZM233 244V243H232ZM237 244V245H238ZM34 245H36V244H34ZM93 245H95V248H90V250L92 249V251L93 250H95L96 251V254H97V256H98V253H99V255H100V250L101 249H99V251H98V249H96V246H97V244H92V246ZM155 245V246H156ZM167 245V244H166ZM175 245H174V247H175ZM187 245V244H186ZM186 245H185V247H186ZM188 245H187V250L185 249L184 250V247H183V249H182V246H184V245H181V246H179L178 248H179V250L177 249V247H176V250L177 251H179L178 253L180 254H182L181 256L182 257H184V256H190L192 253L188 250ZM210 245V246H209ZM38 246H41V245H38ZM116 246H114V249H112V245H111V247L109 248V249H112V253H114L117 249H119V248H116ZM129 246V247H130ZM156 246V247H157ZM190 246V245H189ZM199 246V245H198ZM207 246H209V247H207ZM0 247H1V245H0ZM15 247H19L20 249H16V250H11V248H15ZM22 247V248H21ZM88 247V246H87ZM91 247V246H90ZM97 247H99V245L97 246ZM138 247V248H137ZM157 247V248H158ZM195 247V246H194ZM207 247V248H206ZM241 247V248H242ZM255 247V248H256ZM261 247H262V250H261ZM24 248H26V249H24ZM89 248V247H88ZM106 248V247H105ZM108 248V247H107ZM115 248H116V250H115ZM122 248V249H123ZM128 248V247H127ZM127 248H125V250L127 249ZM144 248V247H143ZM217 249L218 251V253L216 252V251H214V249ZM109 249H104V250H101V253L104 251L105 253H102L101 255H103L104 256V254H106L107 256H108V254H110V257L112 256L111 254V252L109 253V252H106L105 250H109ZM122 249H120L119 251L122 253L123 251H122ZM163 249V248H162ZM198 249H197V251H196V253L198 252ZM201 249V250H200ZM224 249H226L225 247H224ZM229 248H227V250H228ZM258 249H256V250H258ZM89 250V251H90ZM115 250V251H114ZM124 250V251H125ZM128 250V249H127ZM140 250V249H139ZM154 250V253H152V256H150V258H148L147 256L148 255H146V258L147 259H144L143 261L145 262V260L146 261H152V262H154L155 260H157V258L156 259H153L154 257H156V256H158V255H156V254H159V252H158V250L157 249H153ZM164 250L166 251V249L164 248ZM180 250H182V251H180ZM190 250H191V248H190ZM240 249L238 248V250L237 251H239ZM254 250V249H253ZM259 250H258V252H259ZM88 251V252H89ZM114 251V252H113ZM118 250H117V252H118V254H121L120 252H119ZM130 251V250H129ZM136 251V252H135ZM173 251H175V249H173L172 251H170V252H173ZM190 253H189V252ZM62 252V253H61ZM65 252V253H64ZM67 252V253H66ZM91 252V251H90ZM98 252V253H97ZM117 252H115L114 253V255L116 254V256H118V257H114V256H112V258H110L112 261H113V263L112 264H118L116 261H117V259L119 258L120 259V257H119V255L117 254ZM127 252V251H126ZM140 252H141V250H140ZM143 252L144 251H142V254H143ZM210 252V251H209ZM208 252V253H209ZM215 252V253H214ZM227 252V251H226ZM253 252V251H252ZM128 253V252H127ZM145 254H146V252H144ZM149 253V252H148ZM150 253H151V251H150ZM198 253V254H199ZM223 253H225V252H223ZM234 253H235V251H234ZM234 253H231V255H230V253H229V257L230 256H232V254H234ZM239 254H240V252H238ZM91 254H94V252L92 253L91 252ZM144 254V255H145ZM174 254V253H173ZM173 254L171 253V256H173ZM237 254V253H236ZM239 254H238V256L237 257H239ZM86 255V256H85ZM101 255L98 257V258H100V262H101ZM122 255H123V253H122ZM125 255H127V254H124V256ZM133 255V256H132ZM150 255V254H149ZM155 255V256H154ZM165 255H166V257H167V255H168V253H167V251H166V253H165ZM177 255V254H176ZM199 255V256H200ZM204 255H202V258H201V256H200V258H198L197 256V258L199 259V260H203V257H204ZM216 255H217V257H216ZM220 255H221V253H220ZM255 255H257V257H255ZM94 256H96L95 254H94ZM103 256H102V258H103ZM107 256H104V258L106 259V261H105V259H104V261L105 262H107V261H109V256L107 257ZM154 256V257H153ZM170 255H168V259L170 258L171 260H169V261H171L170 263H172L173 262V258H175L174 259V262H175V260H176V263H177V261L179 262V264H196L197 262H199L198 261V259L197 260H195V258H194V260L192 259V257L190 258V260L189 261H186L185 262V259H184V262H182L181 263V258L179 259L178 258V256H177V258L180 260H177L176 259V257H174L173 256V258L172 257H169ZM205 256V257H206ZM233 256H234V258H233ZM232 256V258L233 259H235V260H237V257L235 256V254ZM248 256V257H247ZM254 256V257H253ZM107 257V258H106ZM132 257H134V258H132ZM160 257V256H159ZM179 257H180V255H179ZM204 257V258H205ZM258 257H260V258H258ZM121 258H122V256H121ZM161 258V257H160ZM159 258V259H160ZM162 258H163V256H162ZM161 258V260L163 261V259ZM220 258V257H219ZM242 258H241V260H242ZM108 259V260H107ZM114 259H115V261H114ZM118 259V262H119V264H122V262L124 263V261H125V264L127 263L126 262V260H123V258L122 259H120L119 260ZM124 259H125V257H124ZM136 259H138V258H135V260ZM149 259V260H148ZM158 259V260H159ZM239 259V258H238ZM109 261V262H112V261ZM123 260V261H122ZM134 260V261H135ZM139 260V259H138ZM137 260V261H138ZM161 260H159L161 263H162V261ZM187 260V259H186ZM192 260V261H191ZM214 260H212V261H207L206 262V264L207 263H213L214 262ZM216 260H220V259H216ZM215 260V261H216ZM223 260H227V258L226 259H223ZM222 260V262H224ZM230 260H231V258H230ZM229 260V261H230ZM235 260H233L232 262L234 263L235 262ZM104 261H102V264H105V263H103ZM120 261H121V263H120ZM137 261H135L134 263H136V264H139V262L137 263ZM196 262V263H194V262ZM239 261V260H238ZM248 261V260H247ZM99 262V259H98V261H97V263L99 264L100 263ZM128 262V264H130ZM151 262V263H152ZM203 262V261H202ZM201 262V263H202ZM217 262V261H216ZM219 262V261H218ZM218 262H217V264H218ZM91 263V264H92ZM108 263V262H107ZM145 263H147V262H145ZM156 263V262H155ZM160 263V264H161ZM204 263H202V264H204ZM219 263H221V260H220V262ZM226 263H229V262H226ZM233 263H229V264H233ZM238 263H240V262H238ZM248 263V262H247ZM253 263H254V261H253ZM108 264H111V263H108ZM131 264H133V262L131 263ZM148 264V263H147ZM154 264V263H153ZM159 264V263H158ZM162 264H164V262L162 263ZM214 264V263H213ZM225 264V263H224ZM255 264V263H254Z\"/></svg>",
	"mask_w": 264,
	"mask_h": 264
},
{
	"label": "crops",
	"instance_id": "3",
	"mask_svg": "<svg viewBox=\"0 0 264 264\" xmlns=\"http://www.w3.org/2000/svg\"><path fill=\"white\" fill-rule=\"evenodd\" d=\"M129 2V3H128ZM199 0H126L123 3H116L114 0H110L112 6L118 7L119 5H127L125 9H135L134 4H154L153 6L142 7V9H163V8H184L191 7L195 4H198ZM132 5V6H131Z\"/></svg>",
	"mask_w": 264,
	"mask_h": 264
},
{
	"label": "built area",
	"instance_id": "4",
	"mask_svg": "<svg viewBox=\"0 0 264 264\" xmlns=\"http://www.w3.org/2000/svg\"><path fill=\"white\" fill-rule=\"evenodd\" d=\"M217 0H211L210 2H208L207 0H200L199 4H203V5H207V4H216ZM264 112V111H263ZM262 111H259V115H255L253 118L254 121L259 122H263L264 121V113L263 115L261 114ZM247 121V119H246ZM251 128H250V124L248 126V128H246V134H245V139L246 140H250L251 142L258 144L260 142V139L257 137H253V134L250 133Z\"/></svg>",
	"mask_w": 264,
	"mask_h": 264
}]
</instances>
